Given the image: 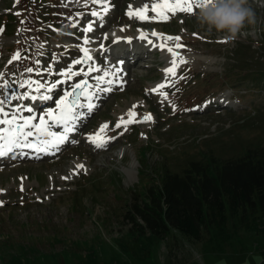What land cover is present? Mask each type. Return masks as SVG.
Wrapping results in <instances>:
<instances>
[{"label": "rangeland", "instance_id": "rangeland-1", "mask_svg": "<svg viewBox=\"0 0 264 264\" xmlns=\"http://www.w3.org/2000/svg\"><path fill=\"white\" fill-rule=\"evenodd\" d=\"M86 1L89 0H0V29H3L0 76L10 82L8 88H0V99L9 118L20 106L19 114L36 116L33 123L38 124L49 107L55 108L54 102L42 107L44 111L38 114V107L30 99L36 84L24 81L46 79V86L60 81L53 90L55 101L69 90L71 85L62 83L66 77L61 73L68 68L73 71L82 68L73 66L75 60L71 59L78 55L79 49L67 41L72 35L76 38L79 30L72 26L93 11L122 21L111 25L102 41L111 32L137 36L146 27L149 33H162L161 38L165 40L160 39L167 46L184 45L177 58H184L186 63L179 64L177 59V67L182 72L168 79L166 76L170 75L165 72L163 77V68L173 66L167 63L171 55L153 45L149 50V44L138 48L147 51L148 56H142L137 64L126 65L130 71L127 79L117 73L119 79L124 78V87H115L88 114V122L74 134L76 143L61 145L53 154L41 152L35 157L22 156L15 160L20 152L17 150L0 161V201L3 202L0 204V264H83L87 259L85 254L96 256L101 264H232L228 261L234 257L235 264H242L244 257H240L236 243L230 247L229 240L220 241L219 248L211 244L217 243L213 237L217 229L213 234H204L200 242L173 230L164 239L149 237V234L136 236L125 214L146 185L159 178L164 166L182 173L192 161L210 155L234 158L250 148L263 146L264 78H253L264 70V0H249V6L256 12L257 24L233 41L202 27L196 17L197 10L169 13V19L161 20L160 24L159 19L137 22L136 16L127 15L129 6L132 9L138 2L144 4L148 0H108V13L98 5L92 6L95 10L88 8L87 13L75 12L87 6L82 5ZM72 2L79 6L73 8ZM154 16V12L149 15ZM104 17L102 20H109ZM169 35L180 36L181 42L168 40ZM65 47L68 52L63 51ZM17 51L21 59L9 64ZM90 55L93 59L87 71L88 66L101 69L99 73L89 72L92 78L115 68L98 63L95 53ZM107 55L106 58L111 57ZM37 59H41L39 64ZM120 63L121 71L125 61ZM27 67L34 71L27 73L24 70ZM55 74L58 78L48 84ZM165 80L181 82L150 92ZM23 92L29 95V100L22 98ZM164 92L168 93L167 97ZM12 96L21 99L12 100ZM209 101L213 103L211 107ZM133 105H138L134 109L137 115L129 117ZM27 107H33V112L28 113ZM148 114L152 115V121L140 122ZM121 117L135 122L125 125ZM117 123H121L120 128H116ZM104 124L108 127L101 131ZM92 136L101 138L98 140L106 142L105 146L97 148L88 139ZM260 221L263 225L264 218ZM242 235L255 236L241 227L232 237ZM257 240L264 246V237ZM254 243L249 240L252 249L256 246ZM231 253L235 255L229 257Z\"/></svg>", "mask_w": 264, "mask_h": 264}, {"label": "trees", "instance_id": "trees-1", "mask_svg": "<svg viewBox=\"0 0 264 264\" xmlns=\"http://www.w3.org/2000/svg\"><path fill=\"white\" fill-rule=\"evenodd\" d=\"M261 77L264 70L253 79ZM125 218L136 236L159 239L173 230L200 242L217 229V243H208L218 248L241 227L264 236V144L234 158L210 155L192 161L182 173L162 167L159 178L132 200ZM85 257L83 264H101L96 256Z\"/></svg>", "mask_w": 264, "mask_h": 264}, {"label": "snow or ice", "instance_id": "snow-or-ice-1", "mask_svg": "<svg viewBox=\"0 0 264 264\" xmlns=\"http://www.w3.org/2000/svg\"><path fill=\"white\" fill-rule=\"evenodd\" d=\"M93 2L102 4L104 6V13L109 12L110 5L108 4V0H93ZM209 2L210 0H158V2L151 5V11L155 13L154 17H149V5L147 3L144 4L142 8L136 9L135 12H133L131 10V6H129L130 10L128 11L127 15L129 17L136 16L141 21H147L149 19H159L167 21L169 19V13H193L194 10H197V8L201 4H206ZM91 16L99 17L101 20L104 19V16L97 11H93L91 13ZM92 29V23H88L85 31L91 32ZM2 31L3 29H0V32ZM151 35L155 37H163V34L158 32H153ZM140 38L147 39V37L143 33L141 34ZM166 38L168 40H181V37L178 35H169ZM105 39H107L106 35ZM128 40L129 42H131V38H128ZM148 42L149 44H153L152 40H148ZM222 42L227 41L225 40ZM83 43L84 45H88L90 43L89 37L87 35L84 36ZM153 46H156L162 50H166L171 55V63L173 66L167 67L164 71L166 74H170L171 76L175 77L177 75L175 66L177 65L178 53L172 47H168L163 43L158 46L153 44ZM101 47H103V45H101ZM175 47L179 49L185 46L182 44H177ZM80 50L84 53V55L82 59L75 60V64L79 65L81 63H87L93 59V57L89 54V49L87 47H82ZM19 59H21V54L19 51H17L16 54L11 57V60L8 61V63L11 64L12 61H16ZM36 63L39 64L40 61L37 60ZM179 63H186V60L181 57L179 59ZM24 70L27 73H32L34 71L32 67H27ZM92 71L99 72L101 71V69H93L91 66H89L88 72ZM119 71V69H116L112 72L105 70L103 76H96V82L94 85L90 84L87 79H81L79 83L72 84L71 90H65L63 92V95H61L59 99L55 101V108L49 107L44 115L40 117V122L38 124L33 123V121L36 120V116L34 115H20V106H18L15 111L12 112L11 118H9V112L6 111L3 107L4 101L3 99H0V125L7 126L0 127V157L8 156L9 154L14 153L16 150H19L21 153H23L24 149H35L37 153H47L53 150L58 151L60 149V146L68 140L69 134L76 130L75 122L79 118L86 115V112L80 110L87 109L88 111H92L94 109L95 105L93 101L96 98L98 92H111L113 91L114 86H118L121 89L124 87L125 82L122 79H119L117 76V72ZM82 74L84 76L88 75V73L83 69H81L80 71H73L71 68H68L66 72L61 73V75H64L66 77V80L62 83H67V81L72 79V77H80ZM0 79H3V77L0 76ZM181 79H183V77H181ZM9 83L10 82L7 79H3V82L0 83V88H8ZM24 83H27L29 85L35 83L38 85L36 88V94L31 95L30 99L40 102L51 101L53 98V90L61 82L57 81L50 86H46L40 84L39 81L28 79L24 81ZM169 83L170 82L168 80H165L164 83L158 84L155 88L150 89V92L156 93L159 89H164ZM21 87H23V84H21ZM41 88H44L45 91L41 92ZM92 88H95L96 91H89V89ZM163 95L167 97L168 93L164 92ZM82 96L86 97L87 103L82 102ZM22 98L24 100H29V95L25 94ZM11 99L18 100L21 99V97L12 96ZM137 106L138 105H133L132 109L129 110V117L137 115V113L134 111ZM26 111L28 113H32L33 107H27ZM152 119V115L148 114L144 117V120L140 122H150L152 121ZM120 120L121 122H124L125 125L135 122L131 119L125 121L124 117H121ZM56 125L62 126L64 129L63 132L52 131L53 126ZM115 126L116 128H120L121 123H117ZM107 127L108 125L104 124L101 128V131H103ZM33 136H35V139H30ZM88 139L93 140L94 138L88 137ZM71 142L76 143L77 141L75 139H72ZM94 143L97 148H103L106 142L95 140ZM79 167L81 169H84L85 166L83 164H80ZM23 179L24 178L22 177L21 180ZM65 179H67V177H65ZM21 190H23V184H21ZM2 203L3 202L0 201V204Z\"/></svg>", "mask_w": 264, "mask_h": 264}, {"label": "clouds", "instance_id": "clouds-1", "mask_svg": "<svg viewBox=\"0 0 264 264\" xmlns=\"http://www.w3.org/2000/svg\"><path fill=\"white\" fill-rule=\"evenodd\" d=\"M196 17L207 31L222 33L229 41L257 24V15L249 0H210L197 8Z\"/></svg>", "mask_w": 264, "mask_h": 264}, {"label": "bare ground", "instance_id": "bare-ground-1", "mask_svg": "<svg viewBox=\"0 0 264 264\" xmlns=\"http://www.w3.org/2000/svg\"><path fill=\"white\" fill-rule=\"evenodd\" d=\"M80 1V0H79ZM83 2V1H82ZM109 2V1H108ZM112 2V1H111ZM114 2V1H113ZM156 2H158V0H148V2H145L144 4H148L149 5V9H151V5L153 4V3H156ZM81 3V2H80ZM139 3V2H138ZM137 3V7H135V8H132L131 10L133 11V12H135V10L136 9H138V8H142L143 7V5L144 4H142V3H139L138 4ZM82 4V3H81ZM82 5H87L88 6V4H87V2H85L84 4H82ZM71 6V5H70ZM75 6H79L78 4H76V2H72V7L74 8ZM87 6H85V7H87ZM103 6V5H102ZM84 7V8H85ZM101 7V6H100ZM104 7V6H103ZM79 8H83V7H79ZM139 37V36H138ZM138 37H136V39H137V42H140V43H143V40H141V39H139ZM149 37H152V36H150L149 35ZM161 38V37H160ZM159 38V39H160ZM162 40H165V39H163V38H161ZM158 40V38L156 39V41ZM180 42H181V40H180ZM107 43H110V44H112V40L111 39H109L108 41H107ZM127 45H125V44H121L120 45V51H119V55L121 56V57H123V58H125L124 60L128 63V64H130V62L131 61H133L134 63L137 61V62H139V58L140 57H142V56H145V57H147L148 56V52L147 51H145L144 49H137V51L136 52H133V51H130V50H128L127 48H129V46H127ZM168 47H174L173 49L175 50V51H180V50H183V48H176L174 45H169ZM138 48H140L139 46H138ZM76 49V48H75ZM78 50V49H77ZM79 52H78V55L77 56H74L75 58H79V57H81V56H83V54H82V52H80V50H78ZM132 54V55H131ZM139 55V56H138ZM102 55L101 54H97V60L104 66L105 65V63H106V59L105 60H103L102 59V57H101ZM138 56V57H137ZM104 57V56H103ZM179 57V56H178ZM105 58V57H104ZM73 59V58H72ZM178 59V58H177ZM152 61V60H151ZM172 61V59H170V62ZM136 62V63H137ZM178 63H179V59H178ZM89 64V62H87V63H81V64H79V65H77V64H74V67L75 68H82L85 72H87L88 73V75L87 76H84L83 74L80 76V77H72V79H70V80H68L67 81V83L66 84H68V85H72L73 83H75V81L76 80H78V79H81V77L83 78V77H87V80H88V82L90 83V84H95L94 83V81H95V77L94 78H92V76H91V74L87 71V65ZM180 64V63H179ZM182 64V63H181ZM170 65V64H169ZM178 65V64H177ZM177 65L175 66V69H176V72H179L180 70H179V68L177 67ZM153 66V65H152ZM89 67V66H88ZM93 73V72H92ZM95 73H99V72H96L95 71ZM129 73H130V71H129ZM133 73V72H132ZM167 75V74H166ZM170 75V74H169ZM40 77H42V75L40 76ZM44 77V76H43ZM55 77H57L58 78V74H55V75H53V76H51V78H50V81L48 82V84H51V81L55 78ZM127 77H128V74L126 73V78L125 79H127ZM167 77L169 78V76L167 75ZM45 78V77H44ZM46 79H44V80H40L39 79V82H40V84H43V85H46L47 84V82L45 81ZM55 80V79H54ZM124 80V79H123ZM61 84V83H60ZM59 85V84H58ZM115 87H117L118 88V86H114V91H115ZM59 88V87H58ZM43 90H44V88H42ZM69 91H70V89H69ZM89 91H96V89L95 88H92V89H89ZM56 92H57V90H56ZM105 93L106 92H104L103 94L105 95ZM103 94H99V93H97V96H96V98L94 99V101H93V103H95V100L97 99V97H98V99H100L101 98V100L104 98V96H103ZM101 96V97H99V96ZM83 98H81L83 101H84V103H87V100H86V97H84V96H82ZM96 104H98V102L96 103ZM41 106L39 105V108H40ZM96 107V106H95ZM95 107H94V109H95ZM94 109L92 110V111H88L87 109H83V110H80V111H83V112H86V117L88 116V114L89 113H91V112H93L94 111ZM13 112V111H12ZM85 118V117H84ZM84 118L82 119V120H80V121H76L75 122V125L77 126V127H79V128H83L82 126L83 125H81L82 124V122L83 121H85L84 120ZM81 119V118H80ZM2 126H5V125H2ZM81 126V127H80ZM63 127L62 126H59V125H56V126H53V128H52V131H59V132H63ZM80 129V130H81ZM93 137V136H92ZM71 140L72 139H75V135H72L71 137ZM94 139L93 140H90L91 142H93L94 143V141L95 140H98V139H101V138H97V137H93ZM88 140V139H87ZM98 141H102V140H98ZM70 142H65L64 144H62V145H67V144H69ZM94 145H95V143H94ZM31 152L32 153H34V150H31ZM55 152V151H54ZM36 153V152H35ZM36 154H38V153H36Z\"/></svg>", "mask_w": 264, "mask_h": 264}, {"label": "crops", "instance_id": "crops-1", "mask_svg": "<svg viewBox=\"0 0 264 264\" xmlns=\"http://www.w3.org/2000/svg\"><path fill=\"white\" fill-rule=\"evenodd\" d=\"M264 237V236H261ZM260 237H254L249 235H242V236H234L229 239L230 247H235V243L240 248L241 254L240 257H244L242 264H264V246H261L257 240ZM250 241H254L255 248L252 249L249 243ZM261 246V247H260ZM235 253H231L229 257H232ZM236 258L234 257L228 263L235 264ZM215 264H219V262H215Z\"/></svg>", "mask_w": 264, "mask_h": 264}]
</instances>
